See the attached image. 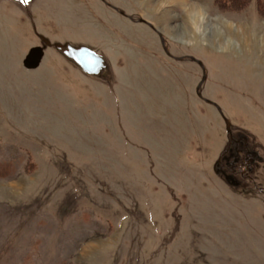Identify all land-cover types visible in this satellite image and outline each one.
<instances>
[{"label":"rangeland","instance_id":"rangeland-1","mask_svg":"<svg viewBox=\"0 0 264 264\" xmlns=\"http://www.w3.org/2000/svg\"><path fill=\"white\" fill-rule=\"evenodd\" d=\"M35 31L89 46L107 71L84 73ZM190 57L258 155L242 187ZM0 264H264L259 0H0Z\"/></svg>","mask_w":264,"mask_h":264},{"label":"water","instance_id":"water-1","mask_svg":"<svg viewBox=\"0 0 264 264\" xmlns=\"http://www.w3.org/2000/svg\"><path fill=\"white\" fill-rule=\"evenodd\" d=\"M102 1H105V0H102ZM120 12L122 14H124L123 11H120ZM139 21L146 22L143 19H140ZM37 35L41 39L42 42H44L48 46L54 47L57 50V52H59L65 59H67L69 62L73 63L80 70H82L84 73H86L90 76L100 78L103 76L105 71H107V69H108V61L106 60V58L85 44L75 46L69 42H65V43L54 42V43H52L45 36L40 35L38 33H37ZM159 36L161 38L163 49L165 50V52L167 54H169V52L165 46L164 38L162 37L161 34ZM178 59H182V58H178ZM190 59L197 62L204 70L201 82L199 83V85L197 87V94L200 98H202L207 103H210V104H213L214 106H216V108L219 110V113L223 116L225 126H226V131L229 135V142H228V147H227V149H228L231 146L233 139H234L233 132H232V124H231L230 120L224 116V114H223V112H222V110L218 104H216L215 102H213L209 99L203 98V96L200 92V89H201L202 83L206 80V77H207L206 71H205V68H204L201 60H199L195 57H190ZM39 60H40V49L38 47H35V48L30 50L28 58L25 60V65L29 68H36L38 66Z\"/></svg>","mask_w":264,"mask_h":264},{"label":"flooded vegetation","instance_id":"flooded-vegetation-1","mask_svg":"<svg viewBox=\"0 0 264 264\" xmlns=\"http://www.w3.org/2000/svg\"><path fill=\"white\" fill-rule=\"evenodd\" d=\"M233 136H234V139H233L231 146L228 149H226L228 154H227V157L225 158L226 161L224 160L225 161L224 167L228 170V172H230V173H227L229 180L233 182L236 186L242 187L245 181H250L248 178V177L251 178L250 169H252V167L254 166V164L259 158H258L257 153L251 148V146H249V141L244 135L238 134L237 136L236 135H233ZM241 152H245L246 154L245 158L249 161L247 174L241 171L237 172L235 168L237 158L241 154ZM238 174L241 176L242 180L236 179V176Z\"/></svg>","mask_w":264,"mask_h":264},{"label":"trees","instance_id":"trees-1","mask_svg":"<svg viewBox=\"0 0 264 264\" xmlns=\"http://www.w3.org/2000/svg\"><path fill=\"white\" fill-rule=\"evenodd\" d=\"M249 0H214L215 4L222 9L234 8L241 9L245 3ZM259 8L262 13H264V0H259Z\"/></svg>","mask_w":264,"mask_h":264},{"label":"snow or ice","instance_id":"snow-or-ice-1","mask_svg":"<svg viewBox=\"0 0 264 264\" xmlns=\"http://www.w3.org/2000/svg\"><path fill=\"white\" fill-rule=\"evenodd\" d=\"M21 3L27 4L29 0H20Z\"/></svg>","mask_w":264,"mask_h":264}]
</instances>
